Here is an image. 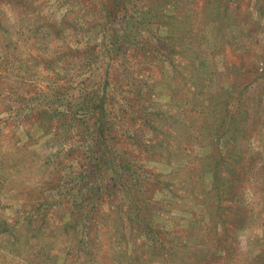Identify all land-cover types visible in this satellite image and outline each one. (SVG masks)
Instances as JSON below:
<instances>
[{
    "label": "rangeland",
    "instance_id": "1",
    "mask_svg": "<svg viewBox=\"0 0 264 264\" xmlns=\"http://www.w3.org/2000/svg\"><path fill=\"white\" fill-rule=\"evenodd\" d=\"M0 264H264V0H0Z\"/></svg>",
    "mask_w": 264,
    "mask_h": 264
}]
</instances>
